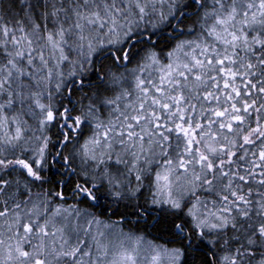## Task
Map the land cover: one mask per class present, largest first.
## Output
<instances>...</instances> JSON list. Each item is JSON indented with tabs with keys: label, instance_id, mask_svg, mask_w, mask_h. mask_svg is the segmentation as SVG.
<instances>
[{
	"label": "snow or ice",
	"instance_id": "6c2138e0",
	"mask_svg": "<svg viewBox=\"0 0 264 264\" xmlns=\"http://www.w3.org/2000/svg\"><path fill=\"white\" fill-rule=\"evenodd\" d=\"M0 264H264V0H0Z\"/></svg>",
	"mask_w": 264,
	"mask_h": 264
}]
</instances>
